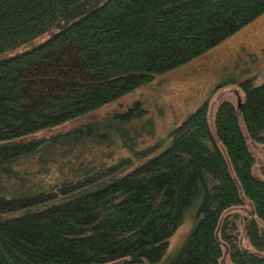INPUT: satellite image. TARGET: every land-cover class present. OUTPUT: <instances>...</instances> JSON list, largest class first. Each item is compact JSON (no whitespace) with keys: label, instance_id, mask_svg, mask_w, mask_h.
<instances>
[{"label":"trees","instance_id":"1","mask_svg":"<svg viewBox=\"0 0 264 264\" xmlns=\"http://www.w3.org/2000/svg\"><path fill=\"white\" fill-rule=\"evenodd\" d=\"M263 13L264 0H0V264H220L218 230L233 264H264L221 218L241 203V190L264 222V180L252 173L239 123L240 115L248 138L264 142V82L239 81L243 101L218 104L214 132L204 101L163 147L136 149L151 124H139L138 101L108 119L30 137L149 84ZM118 140L136 157L160 150L135 166L92 152ZM186 217L191 229L167 253ZM247 237L262 251L256 221Z\"/></svg>","mask_w":264,"mask_h":264},{"label":"rangeland","instance_id":"2","mask_svg":"<svg viewBox=\"0 0 264 264\" xmlns=\"http://www.w3.org/2000/svg\"><path fill=\"white\" fill-rule=\"evenodd\" d=\"M48 36L43 35L31 44L13 51L12 54L31 48ZM247 78H252L256 85L264 82V13L205 53L178 67L158 74L149 84L127 93L96 111L62 125L38 131L30 137L49 136L86 122L108 119L114 113H121L125 111L126 107L138 101V107H142L143 115L141 122L137 121V123L145 125L144 121L150 120L151 124H146L149 132H143V137L136 140V149L142 150L150 147L157 141H161L163 147L167 142L165 137L168 131L178 125L204 101H207V120L210 129L214 132L213 119L218 104L221 101H229L238 109L244 98V91L240 87L239 81ZM239 123L249 150L255 159L252 173L264 180V142H254L248 138L240 115ZM159 150L160 148L154 149L153 154ZM92 152L96 155L100 154L102 157L112 152L114 154L112 162L122 157H130L132 166L153 155L136 157L128 152L119 140L108 148L99 146ZM240 196L241 203L226 209L221 218H227L228 233L234 237L237 245L242 249L264 255V248L257 252L247 237V226L252 220L257 222L263 233L264 222L259 219L251 201L241 190ZM191 227L192 220L186 217L169 237L167 253L172 252L183 243ZM217 235L222 252L220 264H233L227 243L221 238L219 230ZM124 260L125 258L93 264H122Z\"/></svg>","mask_w":264,"mask_h":264}]
</instances>
